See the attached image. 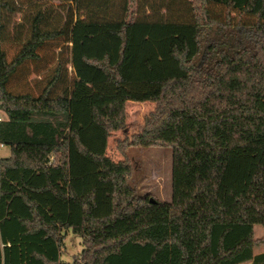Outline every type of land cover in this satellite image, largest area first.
Masks as SVG:
<instances>
[{
  "label": "trees",
  "instance_id": "1",
  "mask_svg": "<svg viewBox=\"0 0 264 264\" xmlns=\"http://www.w3.org/2000/svg\"><path fill=\"white\" fill-rule=\"evenodd\" d=\"M63 1L59 26L46 0H0V264H264V0ZM62 36L70 61L38 94L11 90ZM129 101L155 106L119 147L172 148L171 201L107 153ZM66 229L84 243L70 263Z\"/></svg>",
  "mask_w": 264,
  "mask_h": 264
},
{
  "label": "rangeland",
  "instance_id": "2",
  "mask_svg": "<svg viewBox=\"0 0 264 264\" xmlns=\"http://www.w3.org/2000/svg\"><path fill=\"white\" fill-rule=\"evenodd\" d=\"M47 4H53V15L62 26L68 18L70 4L63 0H46ZM129 11H137L140 0H126ZM21 14L13 16V22L20 21ZM10 34L4 43L9 59L19 50L20 43L14 40L13 25L10 26ZM241 39L244 42L250 35V31L244 26L240 27ZM41 59L28 61L21 66L10 82V88L14 92H32L38 94L46 82L45 78L54 69L58 62L70 61L72 57L71 43L64 42V37L45 43L40 49ZM68 77L72 79L75 75L72 63L67 64ZM48 69L45 72H40ZM93 90L98 88L91 86ZM153 102L129 101L127 103V129L126 131H115L108 140V155L115 161L127 160L132 168L129 182L141 195L162 201L172 200V160L173 151L171 147H129L125 151L119 147L120 141L125 137L140 131L144 125L146 115L153 110ZM1 111V109H0ZM9 147H0V159L8 155ZM256 235L260 236L263 225L257 224ZM84 249L83 238L71 229L65 230V238L62 246L61 259L73 262L74 257Z\"/></svg>",
  "mask_w": 264,
  "mask_h": 264
},
{
  "label": "crops",
  "instance_id": "3",
  "mask_svg": "<svg viewBox=\"0 0 264 264\" xmlns=\"http://www.w3.org/2000/svg\"><path fill=\"white\" fill-rule=\"evenodd\" d=\"M3 147H6V145H4ZM8 147V146H7ZM9 149H10V147H9ZM10 153H11V150H10V152H9V154L8 155H6L5 157H8V156H10ZM4 158V157H3ZM256 227V226H255ZM260 236H257L256 235V229H255V237H257V238H260V237H263L264 236V229H262V230H260ZM254 253L257 255V254H261V253H264V246H260V247H256L255 249H254ZM64 263H70V262H66V261H64V260H62ZM241 264H253V262L252 261H248V262H244V263H241Z\"/></svg>",
  "mask_w": 264,
  "mask_h": 264
},
{
  "label": "built area",
  "instance_id": "4",
  "mask_svg": "<svg viewBox=\"0 0 264 264\" xmlns=\"http://www.w3.org/2000/svg\"><path fill=\"white\" fill-rule=\"evenodd\" d=\"M6 118V115L5 113L1 110L0 111V121L4 120ZM4 144H0V147H3Z\"/></svg>",
  "mask_w": 264,
  "mask_h": 264
},
{
  "label": "water",
  "instance_id": "5",
  "mask_svg": "<svg viewBox=\"0 0 264 264\" xmlns=\"http://www.w3.org/2000/svg\"><path fill=\"white\" fill-rule=\"evenodd\" d=\"M151 202H155L156 200L152 197L150 198Z\"/></svg>",
  "mask_w": 264,
  "mask_h": 264
}]
</instances>
